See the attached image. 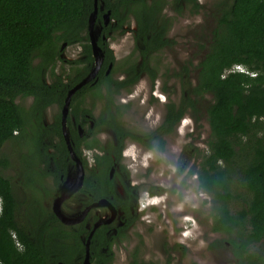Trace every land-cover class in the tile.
Wrapping results in <instances>:
<instances>
[{
    "label": "trees",
    "instance_id": "1",
    "mask_svg": "<svg viewBox=\"0 0 264 264\" xmlns=\"http://www.w3.org/2000/svg\"><path fill=\"white\" fill-rule=\"evenodd\" d=\"M148 1L105 0L113 16L128 17L132 13L137 19L136 49L142 62L139 65L135 60L125 67L129 75L123 81L113 80L101 70L96 77L98 80L87 81L72 97L77 120L79 113L90 115L95 120V129L111 128L118 138L117 145L105 146L95 136L81 137L71 123V116L68 119V132L80 157L82 145L98 146L105 151L104 155L94 156L96 167L90 169L85 178L84 187L90 193V200L113 196L112 202H119L125 212L122 225L104 223L89 233L84 223L77 229L67 226L53 212H47L39 199L41 219L35 216L30 222L27 218L20 219L13 183L2 173L10 163L2 148L7 141L25 139L27 135L37 143L34 156L54 146L56 153L52 156L58 179L67 171L68 163H74L69 158L61 115L48 126L43 125L42 116L48 106H62L68 91L91 68L93 56L88 49L86 56L76 62L83 64V68L77 69L75 76L64 81L55 73L57 62H64L61 58L63 42L74 43L86 36L95 0H0V197L3 200L0 264H82L86 251L80 239L82 233L91 238L92 263L114 262L112 245L116 240L114 235L108 236L107 231L115 228L120 236L137 219V214L132 188L126 185L125 198L114 191V179L110 177L114 164L111 154L120 161L127 137L148 144L152 137L135 133L123 125L113 108V92L130 88L142 71H147L154 79L157 72L150 66L152 54L170 43L166 25L158 22L165 0ZM185 1L196 9L200 7L197 0ZM36 58L40 59L37 64ZM235 64L245 65L256 75L230 71ZM48 72L52 77L50 83L46 78ZM188 72L189 67L185 66L181 99L170 98L166 103L158 138L171 132L189 109H197L199 98L206 94L212 96L207 106L210 125L207 151L201 155L195 169L200 188L211 196L213 203L211 230L222 236L211 245H227L234 264H264V0L224 3L209 48L199 62L195 83L189 81ZM101 85H105L107 93H102ZM92 87L97 88L99 98L106 99L98 116L80 106ZM29 97L33 98L29 108L17 101ZM47 137L51 142L53 139L58 142L43 144L42 139ZM82 161L86 165L84 158ZM257 245L260 249L255 250ZM133 264L156 263L135 259Z\"/></svg>",
    "mask_w": 264,
    "mask_h": 264
},
{
    "label": "rangeland",
    "instance_id": "2",
    "mask_svg": "<svg viewBox=\"0 0 264 264\" xmlns=\"http://www.w3.org/2000/svg\"><path fill=\"white\" fill-rule=\"evenodd\" d=\"M230 1L198 0L200 4L198 9L190 3L181 11L179 10L181 5L172 0L167 1L163 13L172 20L167 33L171 42L154 52L150 62L158 74L155 81V85L157 84L156 95H153L152 89L154 87L150 89V79L145 74L135 83L131 91L123 90L122 93L113 95V108L121 115V121L128 129L135 133L153 135L155 128L161 124L164 118L166 102H169L170 98L179 101L183 95L182 77H185L183 74L185 66L189 67V81L196 82L199 62L211 43L212 31L217 24L220 9L224 3ZM127 21L125 25H129V28L132 25L136 26V20L133 16L130 15ZM124 33H127V27H125ZM119 36L121 35L117 37ZM124 38L128 42L131 40V38L126 39V36ZM128 46L129 44L127 46L122 45L123 49L117 53L121 58L118 59L119 61L115 66L114 79L123 78L122 68L130 64L132 58L137 55L135 53L127 56L126 48ZM69 48L73 49V53L74 50L80 49V44H74ZM116 49L118 50L117 46ZM39 60L36 58L35 64ZM82 65L59 60L55 73L67 80L76 73L77 69L82 68ZM46 78L47 82L52 81L49 72L46 74ZM97 93L96 89L89 91L85 95V102L82 105L92 110L95 115H98L105 105V99L99 98ZM32 100L33 98L29 97L18 98L17 101L29 108ZM211 101L212 96L210 94L199 98L197 109H189L175 129L163 135L162 139L153 137L149 143L152 147L148 148V143H138L127 139L125 148L129 150V155L124 156L122 153V162L129 174L128 178L131 185H135L138 189V209L140 199L146 192L163 199L161 204L150 205L143 212L137 209L139 217L136 223L124 230L123 234L120 235L121 239L114 242V262L112 264H133L135 259L152 261L156 264H234V256L227 245L222 243H218L215 247L211 245L215 239H220L222 236L211 230L213 203L210 201L211 196L200 188L198 174L195 172L202 159L201 155L207 151V141L210 136L207 106ZM72 112L71 104L66 118ZM60 113H62V106L59 104L49 107L43 113V125L54 122ZM184 118H188V122L182 123ZM73 123H76L74 116ZM106 131V129H102L99 133L102 143L107 137ZM109 138H113L111 133L107 139ZM42 141L43 144L47 145L50 137L42 139ZM57 141L58 139H55L53 143L55 144ZM108 142L111 141H106V143ZM35 145L37 143L34 144L31 137L27 135L25 139L16 138L7 141L2 148L4 155L10 162L8 167L2 169V173L10 178L13 183L14 193L19 202L20 219L27 217L26 205L33 196L42 199V204L45 207L51 206L49 205L51 200H48L51 196L46 199L43 198L46 196L44 194L46 189L49 190L48 184L52 185V182L46 178L44 179L46 185L39 184L38 186L37 178H41L49 170H53L54 163L49 155L36 153L34 156L35 148H37ZM54 150L53 147H50L48 153L52 154ZM148 153L151 155L149 156ZM38 157H40L39 160ZM44 157L46 158L42 162L41 159ZM89 160L92 162L90 157ZM31 170L34 173L31 176L26 175V172L29 173ZM42 172L44 173L41 176ZM123 175L121 174V176ZM151 190L159 193H152ZM185 195L196 197L198 208L193 210L186 207L185 212L197 217L202 232L196 241L189 242V246L176 242L178 233L170 228L164 217L165 214L169 217L173 216L171 208ZM60 203L63 204V201L61 200ZM65 205L68 208H64L68 209L67 214L70 216L79 211L77 200H69ZM96 211L104 213L103 209L100 208ZM145 216L146 219L141 218ZM199 240L204 241L203 246L199 244ZM254 249H260L259 245Z\"/></svg>",
    "mask_w": 264,
    "mask_h": 264
},
{
    "label": "flooded vegetation",
    "instance_id": "3",
    "mask_svg": "<svg viewBox=\"0 0 264 264\" xmlns=\"http://www.w3.org/2000/svg\"><path fill=\"white\" fill-rule=\"evenodd\" d=\"M167 1L168 0L164 1L165 3L162 4V8H161L160 12L158 13V22L159 23H164L166 25L167 33H168V31H169V29L171 27V24H172V20H171V18L168 19L163 13V10H164V8L166 6ZM172 1L177 3L178 5H181V8H183L186 5L190 4V3H188L185 0H183V1L180 0L182 4L178 3L177 0H172ZM150 2H151V0L148 1V3H150ZM96 5H97V12H96L95 20H94V25H93V35H94V37L96 39V42H95L96 45H94L93 42H92L90 26H91V19H92V16H93V13H94ZM105 5H106L105 4V0H95L94 9H93V12H92V14L90 16V20H89V25L87 27L86 33H84V35L86 34V36H84V38L82 40H78V41H76L74 43L63 42V44H62V47H61V58L64 59V62H69V63H72V64L76 65L77 61L81 60L82 58H84L86 56V53L88 52V49H90V51L92 53L93 63L91 65V68L89 69L88 72L85 73V75L82 77V79L79 82H81L85 78H88L89 79L88 81L93 80V79L98 80L96 77L98 76V73H101V70L104 71L105 75L110 76L111 79L118 80V79H114L113 78V73H114L115 66L117 65V63L119 61L118 59L121 58L120 56H118L117 53L118 52L120 53V51L123 49L121 46L124 45V44L126 46L129 44L128 48H126L127 53H128L127 56H131V55H133L135 53L137 54L134 58H132L130 63L134 62L136 60L137 64L140 65L141 62H142V57L139 54V52L137 51V49H136V46H137V43H138V41L136 39V31L138 29V22H137V19L134 16V14L131 13V14L128 15V17H123L121 15H120V17H116V16L112 15V10L106 8ZM130 15L133 16L134 19L136 20V26L132 25L131 28H129V25H127V24L125 25V23L128 22L127 20H129ZM124 25H125V27H127V33H124V30H125V27H123ZM118 35H121V36L117 37ZM125 36H126V39L131 38V40L129 42L125 41V38H124ZM166 37H167V34H166ZM168 40L171 42V40L169 38H168ZM74 44H77V45L80 44V49H78L77 51L74 50V52L72 53L73 49H70L69 46H73ZM116 46L118 47V50L116 49ZM96 48H97V51H95ZM65 49H67V50L65 51ZM113 52H114L115 55L113 54ZM68 54H70V55H68ZM115 57H116L117 60L115 59ZM97 58H99L101 64H100L99 69L97 71H95V69H96L95 67H96V64H97ZM139 59H140V62H139ZM129 65L130 64H127V66H129ZM127 66L125 65L122 68L124 76H123L122 79H120L118 81H123V80H125L128 77L129 74H128L127 70L125 69V67H127ZM150 66H151V64H150ZM82 68H83V65H82ZM155 71H156V68H155ZM143 74L148 75V77L150 79V84H151L150 85L151 86L150 89L154 87V89H152V93H153V95H156L157 84L155 85V81H156L158 76H156L153 79L147 71H142V73L139 76V78L130 86V88H123L119 92L114 91L113 95H115L116 93L120 94V93H122L123 90L131 91V89L133 88L135 83H137V81L140 79V77ZM75 75H76V73L73 76H75ZM69 79H67V80L64 79V81H68ZM50 82L51 81H49L47 83H50ZM77 84H75V85H77ZM101 87L104 90V94L107 93V88L105 87V85H101ZM112 87H114V84L112 85ZM80 88H78V89H80ZM92 88L97 90V88H95V87H92ZM70 90L68 91V94H69ZM77 90H75L71 94L68 111L71 108L72 97H73L74 93ZM88 92L86 93V95L88 94ZM68 94H67V96H68ZM67 96H66V98H67ZM66 98H65L64 103L62 105V113H60L61 117H62V114H63V108H64V104H65ZM84 102H85V99L83 100V103ZM83 103L80 105L81 108L84 107V106H82ZM113 104H114V97H113ZM51 106L52 105L48 106L46 108V110L49 107H51ZM72 107H73V111H74L73 104H72ZM84 108H86V107H84ZM68 111H67V114H68ZM91 112H92V110H91ZM99 113H98V115H99ZM93 115H95V114L93 113ZM98 115H95V116H98ZM70 116H71V123H72L73 127L79 131V134H80L81 137H85L86 136L88 138H92V137L95 136L101 142H103L99 138V133L101 132L102 129H106L108 131V132L106 131V136L108 137L109 133H111L113 138L107 139V137H105V142L102 143V144L105 145V146L117 145L118 144V138H117L116 133L111 128H106L105 126L102 127L101 129H95L96 128L95 120L93 118L89 117L90 115L83 116L81 113H79V120H77V118L75 117L73 112L71 113V115H69V117ZM73 116L76 118V123H73ZM69 117L66 118V132H67L69 140H70L69 145H71V147L75 151L79 161L81 162L82 172H80V169H79L78 164H77V160L74 159L72 157V155H71L68 143H67V147H68L69 152H70L69 158H71V160L74 163L72 164L71 161L68 163L67 171H65L64 174L61 173L59 179H58V177H55L57 169H56V164H55V162L53 160V156H52V154L56 153V149L54 148V146H49L47 148V152H41L42 155H44V154L46 156L49 155L51 161L54 163V169L53 170H49L47 172V174L43 175V176H42V174L44 172H42L41 173L42 177L40 176L41 178H37L38 181H39V183H37L38 186H39V184H42L43 186H45L46 184L44 182V179H46V178H49L51 180L52 185L48 184L49 185V190L46 189V191L44 193L46 196L43 198V199H46V198H49L51 196L50 199H48V200H51L49 202V205H51V206L45 207L42 204V199H39L36 196H33L27 202L26 206H27V210H28V215L25 218H27L29 220V222L31 221L30 219L33 216H35L36 219H39V220L41 219L40 218V214L42 215V211H41V209H40V207L38 205V202H37V200L39 199L40 202H41L42 207L47 212L48 211L53 212L57 216V218H59V215L55 212V202L56 201L59 202L61 215H64V217L66 218L65 221H63V220L62 221L65 224H67V226L72 227L74 229H77L78 226L81 223L85 224V228L87 229V231H89V233L92 232L93 229L98 227L100 224H104V223H106L108 225H111V226L122 225L124 223L122 217L124 216L125 212H124V209H123L122 205L119 202H116V203L112 202L113 196H111V198L101 197V198H99L97 200H90V193L84 187L85 178H86V176L88 174V171L90 169L96 167V162H95L94 156L97 153H102V155H104L105 151L103 149H100L98 146L95 147V148H89V147H87L85 145H82L80 147V151H81V155L82 156L80 157L77 154L76 150H75L76 144H75L74 141L71 140L70 133L68 132L69 131V125H68ZM119 119L121 120V115L120 114H119ZM163 120H164V118H163ZM163 120H162V122H163ZM162 122H161V124H162ZM160 125L155 128V130L153 132V135H151V134L149 135L148 134L150 137H152L150 141H152L153 137H158L160 135V132H159ZM176 125L173 127V129H175ZM45 126H48V124L45 125ZM62 130H63V128H62ZM102 133H105V132H102ZM166 133H169V132H166ZM166 133H163L162 135H165ZM127 139L134 140V139H131L130 137H127L125 139L124 146L122 147V150H121V156H122V153H124V151L126 150L125 145H126ZM54 140L55 139H53L52 142L50 140L49 143H53ZM106 141H111V142L106 143ZM134 141H136L138 143L141 142V141H138V140H134ZM50 147H53L55 149L52 154L48 153ZM147 147L149 148V147H152V146L147 144ZM87 153L89 154V156H88ZM39 154H40V152H39ZM111 156H112V160H113L114 164H113L112 168L110 169V177H112L114 179L113 180L114 181V191L121 198H125L127 196L126 185H128V186H130L132 188V192H134V194H135V195L133 194V200H134V205H135V208H136V214H137V219H138V217H139L138 212H137L138 211L137 210L138 209V205H137V202H138V189H137V187L135 185H131V183H130V179L128 178L129 174L127 173V170L125 169V165L122 162L123 157L121 158L120 161H118L114 153H112ZM89 157L92 159V162H90ZM39 158L40 157H38V160H39ZM45 158L46 157L41 159L42 162L45 160ZM82 158H84L87 161L86 165L82 161ZM32 173H34L33 170H31L29 173L27 171L26 175L28 174V176H31ZM121 174H124V175L121 176ZM30 180H33V179H30ZM61 200L63 201V204L60 203ZM69 200H77L78 203H79V211H77L75 213V215H73V216L68 215L67 214L68 213L67 212L68 209H65V208H68L65 205V203L67 201H69ZM99 208L103 209L104 213L103 212H97L96 210L99 209ZM137 219L133 223H131L127 228H129L131 225L136 223ZM124 230H126V229H124ZM117 233H116L115 228L113 230L110 229V230L107 231V235L108 236L114 235L115 236L114 240H116V241L121 239V236L117 235ZM121 234H123V232ZM80 239H81L82 242H84V244L86 246L85 247L86 248L85 255H84V258L82 260V264H83L84 260H85V257H86V252H87V249H88L87 244L89 246V251H90L91 238L90 237H86L84 235V233H82L80 235ZM114 242H113V245H112L113 247H114ZM91 263L92 262L90 261V264ZM56 264H63V263L62 262H58Z\"/></svg>",
    "mask_w": 264,
    "mask_h": 264
},
{
    "label": "clouds",
    "instance_id": "4",
    "mask_svg": "<svg viewBox=\"0 0 264 264\" xmlns=\"http://www.w3.org/2000/svg\"><path fill=\"white\" fill-rule=\"evenodd\" d=\"M230 71H240L244 73H250L251 75H256V73L249 71L245 65L243 64H235ZM188 122V118H184L182 120V123ZM98 155H102V153H97ZM124 156L129 155V150L124 151ZM150 156L151 153H148ZM202 195V194H201ZM161 197H155L150 195L149 193H144L140 199V206L139 211L143 212L145 208L149 207L150 205H156L162 203ZM1 201V210L0 213L3 211V200L0 197ZM190 207L193 210L198 208V202L196 200V197L191 195H185L181 200L176 202L173 207L171 208V212L173 214L172 217L164 215L166 221L168 222L170 228L177 232L176 236V242L182 245L189 246L190 241H196L198 237L201 236V225L198 221L197 217L194 214H190L185 212V208ZM142 219H146L147 217H141ZM13 237L17 239V236L15 233L13 234ZM18 247H22V245L17 242ZM199 244L203 246L204 241L199 240Z\"/></svg>",
    "mask_w": 264,
    "mask_h": 264
},
{
    "label": "water",
    "instance_id": "5",
    "mask_svg": "<svg viewBox=\"0 0 264 264\" xmlns=\"http://www.w3.org/2000/svg\"><path fill=\"white\" fill-rule=\"evenodd\" d=\"M96 12H97V5L95 6V10H94V13H93V16H92V19H91V26H90V32H91V37H92V42L94 45H96V39L93 35V25H94V20H95V16H96ZM95 51H97V48L95 49ZM97 54V53H96ZM100 60L99 58H97V64H96V69L95 71H97L100 67ZM94 71V72H95ZM89 79L88 78H85L83 79L81 82H79L77 85H75L69 92L67 98H66V101H65V104H64V108H63V114H62V128H63V133H64V136L66 138V141L68 143V146H69V149H70V152H71V155L74 159L77 160V164H78V167L80 169V172H82V166H81V162L79 161L75 151L73 150V148L71 147V145H69L70 143V140H69V137H68V134L66 132V115H67V111H68V107H69V103H70V98H71V94L77 90L78 88H80L86 81H88ZM55 212L59 215V218L63 221L66 220V218L64 217V215H61V212H60V205H59V202H55ZM89 243V242H88ZM87 252H86V257H85V260H84V263L83 264H90V251H89V246L87 244Z\"/></svg>",
    "mask_w": 264,
    "mask_h": 264
},
{
    "label": "built area",
    "instance_id": "6",
    "mask_svg": "<svg viewBox=\"0 0 264 264\" xmlns=\"http://www.w3.org/2000/svg\"><path fill=\"white\" fill-rule=\"evenodd\" d=\"M0 210H1V201H0Z\"/></svg>",
    "mask_w": 264,
    "mask_h": 264
},
{
    "label": "bare ground",
    "instance_id": "7",
    "mask_svg": "<svg viewBox=\"0 0 264 264\" xmlns=\"http://www.w3.org/2000/svg\"><path fill=\"white\" fill-rule=\"evenodd\" d=\"M70 185V184H69ZM64 213V212H63Z\"/></svg>",
    "mask_w": 264,
    "mask_h": 264
}]
</instances>
